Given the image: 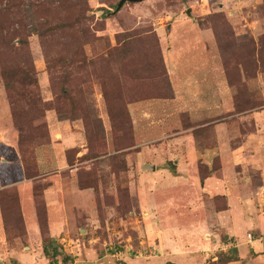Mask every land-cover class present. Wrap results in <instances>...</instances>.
Wrapping results in <instances>:
<instances>
[{"label": "rangeland", "instance_id": "obj_1", "mask_svg": "<svg viewBox=\"0 0 264 264\" xmlns=\"http://www.w3.org/2000/svg\"><path fill=\"white\" fill-rule=\"evenodd\" d=\"M119 1L0 0V264H49L50 242L59 246L55 264H214L224 251L215 241L229 250L237 239L241 264H264V0H143L116 11ZM186 56L195 73L212 68L224 79L216 88L222 114L205 119L222 118L215 124L197 127L202 119L192 122L181 110L187 103L173 100L169 68ZM22 70L35 80L16 78ZM53 115L68 148L49 155ZM195 141L224 157L242 144L246 157L253 150L247 179L232 176L225 158L184 164L193 172L177 177L161 156ZM46 155H64L68 165L40 168ZM152 161L156 172L143 167ZM147 186L149 195L157 189V210L145 203L154 198ZM227 191L231 208L218 213ZM214 225L219 238L205 232ZM174 238L181 250H164ZM186 253L191 261L173 258Z\"/></svg>", "mask_w": 264, "mask_h": 264}, {"label": "crops", "instance_id": "obj_2", "mask_svg": "<svg viewBox=\"0 0 264 264\" xmlns=\"http://www.w3.org/2000/svg\"><path fill=\"white\" fill-rule=\"evenodd\" d=\"M205 35H209V33L208 32L203 33L202 37H204ZM204 46H205L206 51H208V52L211 51V50H209L210 49L209 45H204ZM186 48H188L189 50L188 49L187 50L190 51L189 47L186 46ZM212 54H213V56H215V52L212 51ZM181 57H183L182 59H184L185 55L182 54ZM198 58L200 59V55ZM186 59L189 62H184L185 64H183L182 66L179 64V66H177V67L169 68V71L172 74L173 85H174V88L176 90V94H175V97L173 100L176 101V103L178 105L180 104V102H186L187 103V107H183L181 110H183V112H186L189 114L190 120L192 122H196L197 117H200V119H202L201 122L197 121V123H198L197 127H199L201 123L206 125V124H210V123L214 122V124H215L216 123L215 121H218L219 119H222V118H218V119L213 120V121L212 120L207 121L205 119H206V117H216L219 114L220 115L222 114V109H220V108H223V107L218 105L221 103H218V104L216 103L217 99L220 100V97H217V95H216V88L218 86V83H220V82L222 83L224 79L222 78L221 80H219V79L213 78L214 73H212L213 71H211L212 68L209 71V74H207V76L205 75V77L203 76L204 74L203 75L201 74L202 71L195 73L193 69L195 67L197 69L198 66L191 64L192 61H190L189 56H186ZM199 59H197L196 64H198ZM213 64L215 65L216 62L214 61ZM204 78H205V80H204ZM224 86H225V91L229 92V96L231 97V91H229V88H227V86L225 84H224ZM217 106H220V108H219L221 110L220 113H218L219 111H217L218 110ZM231 106H232V99H231ZM130 108H131V105H130ZM226 110L229 111V110H231V108L228 107V108H226ZM162 111H163V116H169V112H172V109L163 108ZM245 112L246 111H244L242 113H245ZM249 112L250 111H248V113ZM228 113L230 114V112H228ZM231 115L233 116L232 113H231ZM49 116H50V114H49ZM56 116L57 115L51 116V120H50V126H51V131H52V136H51L52 137V143L50 144V147H49V150H50L48 152L49 155L51 153H53V149L58 147V146L61 147L64 145L63 152L68 148L67 145L64 144V138L67 136V134L64 133V135H62L61 133H59L64 122L61 121L62 123H59L57 120H60V119H58ZM144 116L145 117H143V119H144V122H146L148 119L147 116H149V112L147 110L144 112ZM132 120H133L134 128H136L138 121L134 117V115H133ZM197 127L194 126V128H187L184 131L189 132L190 130H192V129L194 130ZM184 131H182L181 134H185ZM64 132H67V130H64ZM58 135L60 136V139H59ZM63 136H64V138H63ZM187 137H191L190 134L188 136L187 135L186 136L180 135L179 137H176V141H175V142H177L176 144H178L179 142L186 143V140H188ZM181 138H184L185 140L181 141L180 140ZM189 142H190V140H189ZM195 143H196V141L193 144L195 145ZM260 146H264V141H263V143L260 144ZM189 148H191V150H188ZM243 148H244L243 144L241 146H239V148L236 150H231V148H230V152L226 153L225 157H224V155L221 152L220 153L217 152V154H216L215 149H211V147L205 148L204 150H199L196 145H195L194 149L192 148V146H183L182 149H184V151H182V152L175 151L174 152V151H172L171 148H169V151H167V154L164 153V154H162L161 157H163L165 159V157L168 156V159L172 160L173 164L176 165V167H175L176 172H174L176 174V176L180 177V178H185V180H186V177H183V175H182L183 173L186 172L183 169L185 167L184 164L190 165V164H194V163H197V164L202 163V164L210 165L211 163L212 164L215 163L214 161H216V159H219L221 162L223 160V162H224V158H225L226 164L229 163L231 165L232 176L236 177L239 180V182H242L243 178L247 179V177H244L242 175L244 173V169H246L247 165L253 161L252 158H255V156L253 155V154H255V152L253 150L251 152L252 156H250V157H246V155L243 152L240 153V151H242ZM242 153H243V155H241ZM49 155L48 156L46 155L45 158H42V157L38 158V163H39L40 168L46 169L47 166H49V165H58L60 168L56 167V169H63L66 165H68V161H67L66 156L64 157V155H62V157H60L58 155L57 156L56 155L55 156L54 155L49 156ZM217 156H218V158H217ZM155 163L156 162H154V161H152L151 164L148 162H145L143 167H148V165H151L152 167L154 166L156 169L152 170V171L156 172L157 166ZM182 165H184V167ZM238 165H240V170L237 169ZM142 170L145 172V174L150 172L146 168H144ZM191 172H193V171L190 170L186 173H191ZM197 173L199 176L198 179H201L199 171ZM145 174H143V175H145ZM143 175L140 176L141 179L145 178ZM196 175L197 174H195V176ZM204 178H205L204 184L201 185V188H202L204 194H208V192L210 190L209 186H211L213 184L214 178H213V176H210V175L206 176ZM0 180H1V177H0ZM155 188H158L157 185H155ZM155 188H154V190H155ZM145 189H146V193H145L146 196L148 195V196L154 197L151 199V201H153V204H151V201L146 200V202H145L146 205H149V202H150V207L156 208V210H157V208L159 207L158 199H157V196L159 194L156 193L157 189L155 191H151L152 193L150 195L148 194V192H149L148 186ZM225 194L228 197V198L226 197L227 206L225 209L219 211L218 213H222L223 211L230 210V208H231V199H232L231 193L227 191V192H225ZM214 212H217V211H214ZM211 229L213 232H216L215 234H217V238H219L220 232L222 231L221 228H218L217 226L214 225L210 229H208V230L206 229L205 232H209ZM162 232L163 233H160V236L162 237V235H163V238L166 239L167 233H164L165 231H162ZM171 236H172V233H171ZM234 236H236V235H234ZM231 237H232V235L230 236V238ZM0 238H1V240H3V238H4L3 235H1ZM226 238H228L227 235H226ZM216 240H218V239H216ZM172 241L173 242L171 245L165 246L162 243L164 250H166L168 247L172 251H174V250L180 251L181 250V244L179 245V241L175 238ZM236 241H238V242L235 243L234 246L238 247L239 240L237 239ZM244 242H249V241L247 239V241H244ZM257 242L259 244V241H254V243L252 241L251 247L253 248L254 245L257 244ZM215 246H216L217 250H219V249L225 250V251L228 250L226 243H221V242L217 243L215 241V245L213 248H215ZM209 248H212V247H209ZM191 255H192V253H190V254L186 253L185 255H181V256L175 255L173 258H175V259L179 258L180 259L179 261H181V262L187 261V260L191 261ZM240 255H241V258H246L243 254L240 253ZM173 258H171V259L174 260ZM215 258H217V256H214L213 260H215ZM176 263H178V262H176ZM229 264H241V261H233V262H230Z\"/></svg>", "mask_w": 264, "mask_h": 264}, {"label": "trees", "instance_id": "obj_3", "mask_svg": "<svg viewBox=\"0 0 264 264\" xmlns=\"http://www.w3.org/2000/svg\"><path fill=\"white\" fill-rule=\"evenodd\" d=\"M4 72H5L6 76L9 75V71L7 69H5ZM20 74L24 76V80H26V81L29 80L30 83H32L35 80L31 76L32 72H28L26 70H22L21 72H15V75H16L15 77L17 78ZM12 78H13V76H12ZM244 111H246V109ZM239 112H241V111H239ZM45 123L44 122L39 123L36 126V129L46 127ZM43 252H44L45 257L49 260V264H55L57 261V257L60 255L58 244H53L51 242L44 245ZM217 258H218L217 261H212V263H214V264H229L230 262H233V261H242V258L239 255L237 247H232L231 249H229L227 251L224 250V251L219 252L217 255ZM124 264H126V263H124ZM165 264H178V263L173 262V261H167Z\"/></svg>", "mask_w": 264, "mask_h": 264}, {"label": "water", "instance_id": "obj_4", "mask_svg": "<svg viewBox=\"0 0 264 264\" xmlns=\"http://www.w3.org/2000/svg\"><path fill=\"white\" fill-rule=\"evenodd\" d=\"M141 1L143 0H120L117 5L116 11L120 10L126 2H141ZM188 13H190V9L188 10ZM154 168L155 167L153 166L152 169Z\"/></svg>", "mask_w": 264, "mask_h": 264}]
</instances>
